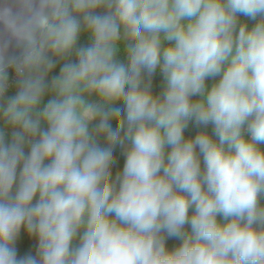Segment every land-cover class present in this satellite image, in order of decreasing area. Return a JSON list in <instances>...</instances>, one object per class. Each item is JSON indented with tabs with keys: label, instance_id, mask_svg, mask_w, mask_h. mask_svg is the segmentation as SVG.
Listing matches in <instances>:
<instances>
[{
	"label": "clouds",
	"instance_id": "obj_1",
	"mask_svg": "<svg viewBox=\"0 0 264 264\" xmlns=\"http://www.w3.org/2000/svg\"><path fill=\"white\" fill-rule=\"evenodd\" d=\"M0 264H264V0H0Z\"/></svg>",
	"mask_w": 264,
	"mask_h": 264
},
{
	"label": "trees",
	"instance_id": "obj_2",
	"mask_svg": "<svg viewBox=\"0 0 264 264\" xmlns=\"http://www.w3.org/2000/svg\"><path fill=\"white\" fill-rule=\"evenodd\" d=\"M241 19L246 20V22L249 25H251L252 23V21L247 20V18L241 17ZM80 43L81 44L89 43V37L87 33H82ZM58 72H59V65L57 66L56 69L53 70L52 73L49 74V79L52 76L58 74ZM13 73L14 71L10 69L9 76H10V83L12 84V87H10L9 89V92H8L9 95L14 94L16 91L15 86H14L15 78L11 81ZM161 81H162V78L159 74V71H157V73L153 76V79H152V89L154 93L160 90ZM49 98H50L49 96H45L44 103H46ZM120 104H122V101L118 102L117 106H119ZM112 125L113 127H115L116 125L115 120L112 121ZM195 131H196L195 128H193L190 125L189 128L185 130V136L190 137L195 134ZM99 143L101 145L103 144L102 138L99 140ZM114 155L116 156V163L113 165V168H112L113 174H115L117 170L122 169L123 162H124L123 155L121 154V151L119 148L116 149V151L114 152ZM179 243L180 241L177 238H168L166 241V247L168 249H172L173 247L177 246ZM15 247L17 250L18 257H23L24 255H27V254L35 255L36 250H37V240L35 237H30L24 229H21V233L16 241Z\"/></svg>",
	"mask_w": 264,
	"mask_h": 264
},
{
	"label": "built area",
	"instance_id": "obj_3",
	"mask_svg": "<svg viewBox=\"0 0 264 264\" xmlns=\"http://www.w3.org/2000/svg\"><path fill=\"white\" fill-rule=\"evenodd\" d=\"M14 78H15V73H13V76H12V78H11V81H12Z\"/></svg>",
	"mask_w": 264,
	"mask_h": 264
}]
</instances>
